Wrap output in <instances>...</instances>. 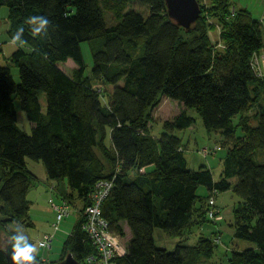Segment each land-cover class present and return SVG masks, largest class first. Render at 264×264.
I'll return each mask as SVG.
<instances>
[{
	"label": "trees",
	"instance_id": "16d2710c",
	"mask_svg": "<svg viewBox=\"0 0 264 264\" xmlns=\"http://www.w3.org/2000/svg\"><path fill=\"white\" fill-rule=\"evenodd\" d=\"M214 1L219 6L223 0ZM132 2L147 13L129 7ZM0 5L8 8L9 37L24 29L10 56L19 81L8 65H0V230L6 240L12 224L33 226L27 194L39 179L26 166L30 158L43 163L61 200L80 201L79 211L90 203L97 181L112 180L102 215L112 232L123 236L126 224L131 233L117 264H197L210 258L216 247L212 237L201 235L194 244H185L184 237L195 226L215 221L207 216L208 199L230 188L240 199L234 237L253 246L232 249L229 264H264V161L254 158L264 149V104L252 117L255 124L244 112L264 83L251 63L262 46L258 19L237 15L226 20L221 32L231 38L216 53L200 4L188 30L168 17L164 0H0ZM104 9L113 13L114 23H107ZM182 30L191 37L184 39ZM83 41L92 57L88 74ZM68 58L77 66L72 74L59 66ZM95 83H109L112 89L99 91ZM161 96L184 109L162 121L155 137L147 122ZM15 97L31 125L28 133L18 125ZM191 109L228 144L217 179L206 165L187 167L175 130L195 122ZM236 114L239 135L232 121ZM60 181L66 188L61 190ZM199 185L209 194L200 196ZM83 221L80 213L59 259L70 251L89 264L86 258L96 254ZM154 228L180 237L173 250L155 244ZM4 243L0 238V264H7Z\"/></svg>",
	"mask_w": 264,
	"mask_h": 264
},
{
	"label": "rangeland",
	"instance_id": "374dc122",
	"mask_svg": "<svg viewBox=\"0 0 264 264\" xmlns=\"http://www.w3.org/2000/svg\"><path fill=\"white\" fill-rule=\"evenodd\" d=\"M198 1L201 5V19L206 25L208 37L211 41L213 51L216 53L217 51H223V49L226 48L225 42L227 41L225 40H227L228 36L222 34L221 32L222 29L225 30V27L222 26L227 25L225 22L226 20L229 21L231 18L237 15L242 18L253 17L259 20L262 32V46L260 49L253 53L251 57V63L256 74L264 78V0H223L220 2L219 6L216 5L218 4V2H215L214 0ZM129 7H134L142 11L144 14L147 13L146 8L136 2L130 3ZM6 15L7 7L0 5V19L5 18ZM104 15L107 23H114L116 21L111 11L104 9ZM191 35L192 34L190 32H185L182 30V37L184 39L190 38ZM230 38L231 37H229L228 39ZM20 44L24 47V49H29L28 45L24 43ZM2 47L3 50L0 49V65H8L10 67L13 80L15 82H18L19 68L17 64L10 59L11 53L13 52V50H15L17 45L11 42H5ZM81 49L86 65L85 73L88 74L92 65V57L90 49L88 47V43L86 41H83L81 43ZM59 66L69 74H72L77 68L71 58H68L64 62H60ZM95 85H99L100 87L98 88V90L104 91L105 93L110 92L112 89V85L109 83H95ZM256 91V97L250 104L249 108L244 111L246 114L250 115L251 118L256 115V113L261 109V105L264 104V83H259ZM39 97L42 109L43 111H45V94L41 93ZM14 102L17 109L18 125L28 133L30 132L31 125L27 120L24 111L20 108L19 100L16 97L14 98ZM183 109L184 106L178 101L169 99L166 96H161L158 103L150 109L149 120L147 122V127L150 129V134L155 137L160 136L163 127L162 121L171 120L175 115H177V113H179ZM188 112L195 116V122L193 123L191 128L175 130V133L181 138L182 145L185 148L184 154L187 159V167L190 169H197L200 165H206L211 169L213 178L217 179L222 169L223 156L227 151L228 144L225 143L224 137L221 133L205 128L201 117L195 110L191 109ZM238 120V114L232 117L235 135H239L241 132L240 126L238 125ZM250 123L255 124V120L252 118L250 120ZM106 141L107 143H110L109 132ZM216 146L219 147L218 150L214 148ZM204 148H206L205 152L203 150ZM254 158L258 161H264V149H258L254 154ZM33 162L40 165L41 168H44L41 161ZM38 179L39 180H37L30 186L27 196L31 201L28 213L31 221L33 222V226L24 224L19 225L29 236L30 240L37 245V258L44 262H50L58 260L60 255L62 254L64 241L68 237V234L73 230V227L78 220V215L80 216V213L82 214V210L79 211L81 203L76 198H71V201H68L70 205L68 214L58 221V228L55 229L54 223H56V214L54 209L52 208L51 202H61V197L56 193V190H52V185H54L56 181L42 178ZM60 186L66 188L65 181H60ZM204 187V185H199L197 191L203 192L204 190H206ZM67 190L69 191V189ZM229 195V192L227 194H224L223 201L225 203H229ZM219 214H221L220 210ZM14 227L15 225L12 224L11 228ZM45 233H53V239L50 248H45L38 245V239H40ZM195 236V234L191 235L189 238L185 239L184 243L193 244L196 241ZM122 237L121 242L125 243L126 237L125 239ZM153 237L154 242L157 246L164 247L167 250H173L175 244L179 239L174 235H170L164 232L162 228H154ZM211 237L213 238L214 242H219L216 245L214 252L216 253V255L220 256L213 258V263L227 264V258L230 255L231 250L225 247L230 243L226 235L222 233L221 236V234H218V232L215 231L214 235ZM0 238L1 240H6V237L1 230ZM235 240H237V238H235ZM238 240H240L238 241V246L240 249L253 246V244L247 240ZM231 244H234V242ZM221 253L224 254L222 255ZM221 255L222 259H220ZM198 264H210V262L209 260L203 258Z\"/></svg>",
	"mask_w": 264,
	"mask_h": 264
},
{
	"label": "built area",
	"instance_id": "2783aa9c",
	"mask_svg": "<svg viewBox=\"0 0 264 264\" xmlns=\"http://www.w3.org/2000/svg\"><path fill=\"white\" fill-rule=\"evenodd\" d=\"M219 149L218 146L214 147ZM204 152L206 148L203 149ZM112 186L111 179H100L94 186L91 194L90 203L84 206L82 215L84 217L82 227L87 232L92 244L96 248L95 255H89L86 261L89 264H117V258L126 253L125 243L121 242V236L109 229L108 222L101 212V204ZM52 208L56 214V223L54 228H58V221L66 216L69 212V204L65 200L60 203L51 202ZM207 216L216 220L220 218L219 209L215 205L214 197L208 199ZM53 239V233H45L38 244H43L49 248Z\"/></svg>",
	"mask_w": 264,
	"mask_h": 264
},
{
	"label": "crops",
	"instance_id": "0c3cea01",
	"mask_svg": "<svg viewBox=\"0 0 264 264\" xmlns=\"http://www.w3.org/2000/svg\"><path fill=\"white\" fill-rule=\"evenodd\" d=\"M9 27H10V21H9V17H8V8H7V15H6V17L0 19V49L1 50H3V47L2 46H3V44L5 42H11V43H14V44L18 45L16 42H13V40L9 37V35H8ZM191 126H189L188 128H191ZM181 149H183V151H184L185 148H184L183 145L181 146ZM33 161H36V160H32L30 158H25V163H26L27 168L30 171H32L38 178L47 179V175H46L45 168H43V167L41 168L40 165L35 164ZM186 161H187V159H186ZM37 162H39V161H37ZM37 165H38V167H37ZM152 167H153L152 165H148L146 167V170L147 169L148 170H151ZM52 186L54 187L52 190H56V187L54 185H52ZM60 188H61V190L63 189V187H61V186H60ZM204 188L206 190H204L203 192H198L197 191V193L200 196H206V195L209 194V191L207 190V188L206 187H204ZM197 190H198V188H197ZM228 192L230 194L229 195L230 196V200H229V203H225L223 201V196H224V194H227ZM233 194L234 193L232 192V189L231 188L228 189V190H225V191L217 192L215 194V205L220 210V213H221L220 214V218L216 219L214 222L206 221V222H203L202 224H200L198 226H195L193 228L192 232L189 233L187 236H185L184 239H187L191 235L195 234L196 235L195 236L196 237V241H197V239H198L199 236L203 235V236H210L211 237V236L214 235V232L217 231L218 234H221V236H222V233L224 235H226L228 241L230 242L228 244V246H225L226 248H228L231 251H232V249H238V250H240V248L238 246V241H240V240H238V239L235 240V237H234V223H235V213H234V209H235V206L239 202L240 199H239V197L237 195H235V194L233 195ZM27 196H28V194H27ZM124 231H125V233H124L123 237L122 236L121 237L124 238V239L126 237L125 244H127L128 240L130 239L131 233H130L129 228L127 227L126 224L124 225ZM178 238H180V237H178ZM233 242H234V244H231ZM215 243L217 245L219 242H215ZM235 244H236V247H235ZM222 255H221L220 259H222ZM230 255H231V252H230ZM230 255L227 258V264H229ZM219 256L220 255H216V253L214 252L213 255L210 258H205V259L206 260H209L210 264H214L213 263L214 261H212V259L215 258V257H219ZM202 259L203 258H201L199 260V262ZM199 262H197V264ZM223 263H225V262H223Z\"/></svg>",
	"mask_w": 264,
	"mask_h": 264
},
{
	"label": "water",
	"instance_id": "95a60500",
	"mask_svg": "<svg viewBox=\"0 0 264 264\" xmlns=\"http://www.w3.org/2000/svg\"><path fill=\"white\" fill-rule=\"evenodd\" d=\"M165 9L168 17L178 26L190 29L197 20L200 13L198 0H164ZM4 252L7 264H12L10 258V245L8 240L4 243ZM38 264H84L77 260L70 251L63 258L55 261L44 262L37 260Z\"/></svg>",
	"mask_w": 264,
	"mask_h": 264
},
{
	"label": "clouds",
	"instance_id": "9594fccd",
	"mask_svg": "<svg viewBox=\"0 0 264 264\" xmlns=\"http://www.w3.org/2000/svg\"><path fill=\"white\" fill-rule=\"evenodd\" d=\"M48 21L41 18V24L47 25ZM40 31L39 28L35 29ZM24 29L20 28L13 36V42H19L23 38ZM8 243L10 245V258L12 264H38L37 261V245L33 243L29 236L23 231L20 225H16L8 236ZM41 247L44 245L41 244Z\"/></svg>",
	"mask_w": 264,
	"mask_h": 264
}]
</instances>
